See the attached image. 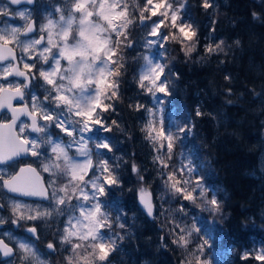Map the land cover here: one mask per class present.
Here are the masks:
<instances>
[{
	"label": "snow or ice",
	"instance_id": "6c2138e0",
	"mask_svg": "<svg viewBox=\"0 0 264 264\" xmlns=\"http://www.w3.org/2000/svg\"><path fill=\"white\" fill-rule=\"evenodd\" d=\"M33 3L34 0H5L0 4V109L10 113L6 122H0V165L22 154L30 155L50 179L48 185L43 186L37 169L28 166L14 174L0 175V189L15 196H38L47 204H28L15 196L8 197L6 202L0 203V226L10 221L19 228L22 221L66 216L60 233L61 243L71 246L66 264H103L116 248L113 236L121 240L124 237L116 233L106 236L105 230L112 232L113 220L99 197L120 181L108 160L98 159L94 163V153L88 147L85 133L97 129L111 132L112 125L118 127L116 121L109 125L103 114L115 111L114 101L120 99L121 77L126 68L124 49L134 45L131 29L137 22V14L142 26L146 21H152L148 35L157 38L146 40L145 47L159 44L164 48L171 41L178 43L184 55L191 58L197 50L199 37L184 15L187 0H143L142 4L140 0H111V3L109 0H90V3L89 0H76L74 11L80 16L75 32L72 25L76 18L71 14L67 19L62 14L59 22L49 19L47 25L37 29L31 20V12L27 7H21ZM201 6L207 10L213 4L210 0H202ZM252 15L257 18L255 12ZM153 17L160 19L152 20ZM17 18L24 23L16 24ZM57 26L59 31H54ZM162 27L168 31H161ZM37 31L47 35L35 38ZM235 43L239 45L240 41ZM222 45L223 40L215 45L208 44L205 52L209 55L222 52ZM143 59L145 64L138 74V88L157 100V93L169 95L167 65L153 63L147 55ZM61 60H67L68 67H63ZM41 79L44 92L38 94L33 82ZM12 100L20 101V106L13 105ZM130 107L153 115L152 110L142 104ZM196 115H203L199 108ZM54 129L68 137V142L65 143L59 133H54ZM143 130L146 138L152 141L154 151L160 153L153 162L159 166L165 187L183 200L196 203L200 199L205 210L219 212L220 203L215 193L209 199L199 180L193 182L191 177L195 170L190 165H182L179 169L171 167L176 141L181 134L190 133L192 126H176L174 132L163 127L157 131L154 120H149ZM72 148L84 157L82 162L69 155ZM95 149L96 155L101 149L112 151L107 138H97ZM132 171L139 173L135 164ZM139 180L143 182L144 176L140 175ZM138 192L147 215L154 217L151 191L141 187ZM74 198L76 204H73ZM77 210L78 216L74 214ZM177 211L184 213V206ZM5 212L9 215L5 216ZM119 220L117 217L116 223L124 229L125 224ZM25 231L31 238H39L37 226L27 227ZM194 231H198L195 226L187 228L173 220L168 235L172 244L187 250ZM206 243L203 241L196 251L190 252L185 264H201L200 256ZM47 249L55 252L56 245L48 243ZM250 256L264 262V249L254 255L245 252L242 259L248 260ZM17 260L20 264H45L34 243L0 230V264H15Z\"/></svg>",
	"mask_w": 264,
	"mask_h": 264
},
{
	"label": "trees",
	"instance_id": "16d2710c",
	"mask_svg": "<svg viewBox=\"0 0 264 264\" xmlns=\"http://www.w3.org/2000/svg\"><path fill=\"white\" fill-rule=\"evenodd\" d=\"M227 1L224 5L223 0H210L213 7L205 10L201 6L202 0H187L184 15L199 37L197 50L191 58L184 55L178 43L169 41L164 48L157 45L161 48L160 63L167 65L170 82V94L165 96L163 124L157 120L156 107L149 103V94L145 93L147 101L133 99L141 92L135 72L137 61L129 59L128 54L124 55L126 68L121 77L120 99L114 101V107L127 129L124 143L127 148L123 155L114 153L106 158H111L109 165L120 183L111 187L108 193L110 200L102 197L104 209L113 220L109 236L118 232L124 234L122 240L113 236L116 247H125L124 252L118 255L120 260L114 261V264H158V251L165 252L172 264H185L190 258L189 253L196 251L205 240L207 243L200 256L201 264H264L251 256L248 260L242 259L245 252L254 255L257 244L264 246L260 242L264 222L255 215L260 206L257 181L244 174L254 166L257 142L251 133L246 147L244 138L240 144L249 149L245 152L238 147L240 144L232 143L236 136L231 137L235 133L242 138L244 130L250 131L249 118H252L256 106L260 107L256 105L259 99L264 97V0ZM140 2L142 4L143 0ZM254 12L257 18H253ZM161 31L168 30L162 27ZM221 40L224 41L222 52L211 55L205 52L206 45H215ZM237 40L239 45L235 43ZM136 87L137 92L134 91ZM197 88L203 90L199 93V100L191 93ZM136 103L151 109L153 115L130 107ZM197 108L202 116L196 115ZM115 118L110 113L107 123L111 125ZM149 120H154L157 131L161 127L166 130L169 120L173 132L176 126H192L190 133L181 134L176 141L171 167L179 169L182 165H190L195 170L191 177L193 182L199 180L209 199L215 193L220 203L219 212L205 210L200 199L196 203L183 200L165 187L159 166L153 162L160 153L154 151L152 141L146 138L143 130ZM113 126L111 132L100 131L94 135L96 139L107 138L112 151L121 147L111 138ZM92 147L95 148V144ZM132 162L141 163L147 169L148 183H141L140 187H147L153 194L158 213L153 226L138 206L137 210L126 208L130 196L139 189L131 180ZM181 205L184 206V213L177 211ZM117 217L120 223L125 224L124 229L116 223ZM173 220L187 228L195 226L198 229L193 232L187 250L171 243L168 231L173 227ZM155 228L163 235L162 245L167 244V250L163 247L158 251L155 249L157 240L153 233H149ZM247 230L258 242L251 251L236 249L233 240L246 243L245 236H250Z\"/></svg>",
	"mask_w": 264,
	"mask_h": 264
},
{
	"label": "rangeland",
	"instance_id": "374dc122",
	"mask_svg": "<svg viewBox=\"0 0 264 264\" xmlns=\"http://www.w3.org/2000/svg\"><path fill=\"white\" fill-rule=\"evenodd\" d=\"M46 3H43V0H37L36 4L34 7H29L27 5H22L21 7H27V9L31 12V19L34 18L36 23H37V29L40 28V26L42 25H47L48 20L51 19L54 22H59L60 21V17L63 14V16L65 17V19L68 18V16L71 14L73 15L76 19L72 25V29L73 32H75V30L78 27V21H79V16L80 13L75 12L74 11V3L76 2V0H67L66 4L64 2H62L61 0H44ZM227 0H223V4L225 5L227 2ZM230 1V0H229ZM5 2V0H0V4H3ZM69 2L72 3V5H68L70 4ZM97 2H99V0H97ZM90 3V0H89ZM109 3H111V0H109ZM16 7V6H13ZM57 9H60L61 11H57ZM116 11H119V9H117ZM93 19H95V17H93ZM152 20H158L157 18L153 17ZM16 24H23L24 21L20 20L19 18L16 19ZM152 21H146L145 25H140L138 22V15H137V24H134V26L131 29V35H132V39L134 40V45L132 48H127L124 49V55H129V59L134 60L136 59V67H135V72H136V78L138 79V74L140 73V70L142 68V66L145 64V61L143 59V57L145 55L149 56L152 60L153 63H157V62H161V56L159 51L161 50V48H159L156 45H153L151 48L145 47V41L148 39H157L155 37H150L148 35L149 31H150V27L149 25L151 24ZM54 31H59V26H57V28ZM40 35H47L46 33H40L39 31L36 32V34H34L35 38H38ZM18 53H19V49ZM53 51H55V49H53ZM160 56V59H159ZM76 59H79V57H77ZM61 65L63 67H68V62L67 60H61ZM47 67V66H45ZM248 67V66H247ZM251 67V66H250ZM247 73V72H246ZM10 80H14V79H19V78H9ZM7 83V82H5ZM35 85V89L38 94H43L44 92V88L41 87L42 85H44V81L38 80V81H34L33 82ZM196 93L195 92L193 94L194 97H196ZM141 96H143L145 98V92L141 91L140 92ZM198 95V94H197ZM156 96L158 97V100L156 98H154L153 96L151 97L152 102L158 107V109L161 107V100L163 97H161V94H156ZM167 96V95H166ZM264 96V94H263ZM256 105H260V107L256 106L254 113L252 114V118H249L248 121V125H251V129L250 131H243L244 136L242 138H238L237 135L234 133L233 135H231V137L236 136V138L234 137V140L232 141V143H234L235 145L240 144L241 142H244V138L246 139L245 146L247 147V143H248V138L249 136H251V133L254 135L255 140L257 142V155H256V163L254 164V166L248 171V172H244V174L247 173L248 177L254 178L257 181V187H258V191L260 194V210H259V219L261 221L264 222V97H262L261 99H259V104L257 103ZM161 113L163 112V110H160ZM108 114V113H107ZM246 115V114H245ZM115 117V116H114ZM78 119V118H75ZM114 121L117 122V125H114L113 128V137L111 136V138L114 140L115 144H120L121 147L118 150H113L112 152H108L105 149H101L100 150V154L96 155L95 158V162L98 159H106L108 156L113 155L114 153L117 155L118 153L120 155H123L124 153H126V148L124 143L126 142L127 138H126V126L125 124L123 125V122L121 121L120 118L116 117L114 119ZM161 123L163 124V121L161 120ZM171 124H169V127L166 128V130H170ZM98 133H100L101 130L97 129ZM54 133H59V129H54L53 130ZM96 131V130H95ZM94 132H91V134L89 132L85 133V139L88 142V147L89 148H93L92 144H96L97 143V139L94 136ZM106 133V132H104ZM61 135V137H63V140L65 143L68 142L69 138L64 136L63 133H59ZM89 137H91V139H89ZM245 146H243L242 144L238 145V147H241L242 150H244L245 152L249 151L248 148H246ZM94 150V152L96 153V149H92ZM69 155L72 156L74 158V160L82 162L84 160L83 156H80L76 153L75 148H72L69 150ZM111 161V158H109L108 162ZM24 163H31L33 165H35L39 171L42 173V175L45 178L46 184L48 185L50 176L48 173H45L42 171L41 166L39 167L38 165H40L39 162H37L35 160L34 157H31L30 155L28 156V158L26 160H20V161H14V162H10L8 164H2L0 165V175L3 174H14L19 165L20 164H24ZM135 164L137 166V168L139 169V173L133 172V177L131 178L132 182H135V186L136 188H140V186L143 184H147V169L142 166L141 163H131V166ZM91 175V173L89 174V176ZM142 175L144 176V181L141 182L139 180V176ZM87 179V177H86ZM112 186L107 188V191L105 193V198H107V200H110V196H109V191L111 189ZM119 192H121V189H119ZM13 195L7 193L5 190L0 189V203L2 202H6L8 197H11ZM120 198V195H118ZM16 199H19L23 202H26L28 204H36V203H40V204H47L46 202H40V201H31L28 199H24L22 197H18L15 196ZM100 199V197H99ZM103 199V198H102ZM101 201V199H100ZM103 201V200H102ZM101 201V202H102ZM77 201L75 200V198L73 199V204H76ZM155 204V203H154ZM103 206V204H102ZM129 206L130 207H135V209L137 210V202L135 198L130 197L129 200ZM104 207V206H103ZM139 209V208H138ZM140 210V209H139ZM132 213V212H131ZM72 213H68V215H71ZM76 216L79 215V211L77 210L74 213ZM5 216L9 215V213L5 212L4 213ZM158 216L157 210H156V206H155V218ZM65 221H66V216H53L51 218H45L42 220H38V221H27L21 222V227H19L20 231H23V229L25 227H31L33 225L37 226V231H38V235L40 237V239H46L47 237L52 238L53 240H55L58 243H61L60 241V233L63 230V227L65 226ZM264 227V224L261 226ZM0 230H7L12 232L13 236L21 239V240H26L30 243H34L35 248L39 251L41 258L45 261V264H51V259L48 258L50 256V254L46 251L41 250V246L40 244L34 239L31 238V235L25 233V232H20L17 231L14 226L10 223V221L8 223H6L5 225H3ZM154 230H157V228H155ZM153 230V231H154ZM153 237L157 238L156 243H158V245L155 243V249L158 251V249H162L161 247H163L164 250H167V244H163V241H159L160 240V233H156L155 231L153 232ZM75 239V238H74ZM166 245V247L164 246ZM69 251H67L66 253H64L63 251H61V253L58 255V259L60 260L61 263L66 264V257H68L69 255H71V246L69 245ZM154 249V250H155ZM261 249H264V246L261 244H257V248H256V253H258ZM63 252V253H62ZM167 254L165 252L161 253L158 251L157 253V258L159 260L158 264H172V261H170L169 258H167L166 256Z\"/></svg>",
	"mask_w": 264,
	"mask_h": 264
},
{
	"label": "bare ground",
	"instance_id": "6f19581e",
	"mask_svg": "<svg viewBox=\"0 0 264 264\" xmlns=\"http://www.w3.org/2000/svg\"><path fill=\"white\" fill-rule=\"evenodd\" d=\"M134 91L135 92H137V87L136 88H134ZM195 92H197L196 93V99L197 100H199V99H201V96L199 95V93H203V90H201L200 88H197V89H194L193 91H191V93L192 94H194ZM205 92H206V89H205ZM158 94H161V97H163L162 98V100H161V107L158 109V107L152 102V100H151V97H152V95H150L149 96V98H150V102L149 103H151V104H153L155 107H156V109H157V120H160V122H161V120L162 121H164V112H165V108H166V104H165V96L166 95H164L163 93H158ZM198 94V95H197ZM133 99H140V101H147L148 100V96H146L145 95V98L143 97V96H141V94L140 95H137V98L136 97H134ZM135 100H133V102H136ZM115 108V107H114ZM163 110V112L161 113V111L160 110ZM108 113V114H107ZM110 113H112V115H113V117L115 116V117H118V118H120L119 116H117V114H116V112L115 111H109V112H106L105 113V116L107 117H109V114ZM114 117V118H115ZM169 123L171 124V122H170V120H169ZM98 130H96L95 131V133H94V135L95 134H97L98 132H97ZM124 132H126V131H124ZM127 133V132H126ZM126 136V135H125ZM94 158H96V155L94 154L93 155V159ZM257 158V157H256ZM256 161H257V159H256ZM256 161H255V163H256ZM254 163V164H255ZM246 172H248V170H246ZM91 172H89V174H90ZM246 176H247V173H246ZM145 187V186H144ZM102 197H105V194L103 195V196H100V199H101V201H102ZM131 197V199L132 198H135L136 199V202H137V200H138V195H137V190H136V192H135V194L134 195H131L130 196ZM129 200H130V198H129ZM155 203V202H154ZM102 204H103V202H102ZM137 205H138V203H137ZM126 208L127 209H130V208H135V207H130L129 206V201H128V203H127V205H126ZM138 208L140 209V207H139V205H138ZM122 210H125V209H122ZM259 210H260V206H258L257 207V209H256V216L258 217V219H259ZM140 211H141V209H140ZM148 218V220H149V222H151V226H153L155 223H154V219L155 218H153V219H150L149 217H147ZM152 230L153 229H151L150 231H149V233L151 234V233H153L154 231L156 232V233H160V232H158L157 230H154L153 232H152ZM248 231V230H247ZM25 233H27L26 231H24ZM106 232V236H109V232H107V231H105ZM118 232V231H117ZM248 233H250L249 231H248ZM262 235H263V239L260 241V242H263L264 243V227H263V230H262ZM27 234H29V235H31L30 233H27ZM118 235L119 236H123L124 237V234L122 233V232H118ZM163 237V235L160 233V240L161 241H163L161 238ZM246 238H247V240H246V243H238V241L239 240H237V239H234L233 240V246L236 248V249H239V248H241V249H245V250H247V251H251L252 249H253V247L255 246V244L258 242V240L256 239V238H254V235H252L251 233H250V236L249 237H247V236H245ZM155 238V237H154ZM156 240H157V238H155ZM159 240V241H160ZM48 243H54L55 245H56V251L55 252H51L50 250H48L47 249V244ZM41 247V250H43V251H46V252H48L49 254H50V256L48 257V258H50L51 260V262H52V260L56 257V256H58L60 253H61V251H63L64 253H66L67 251H69L70 249H69V245H67V244H62V243H58V242H56L55 240H53L52 238H50V237H47L46 239H44V241H43V244L42 245H40ZM124 249H125V247L124 246H117L116 248H115V250L114 251H112L111 253H110V255H109V257H108V260L106 261V262H103V264H114V261H116V260H120V257L118 256L119 255V253H121V252H124ZM256 249V248H255ZM254 249V250H255ZM62 252V253H63ZM18 264H20V263H18Z\"/></svg>",
	"mask_w": 264,
	"mask_h": 264
},
{
	"label": "water",
	"instance_id": "95a60500",
	"mask_svg": "<svg viewBox=\"0 0 264 264\" xmlns=\"http://www.w3.org/2000/svg\"><path fill=\"white\" fill-rule=\"evenodd\" d=\"M33 4H34V3H33ZM33 4H32V5H33ZM31 20L34 21V19H31ZM34 22H35V21H34ZM15 101H18V100H12V104H13ZM1 110H3V109H0V111H1ZM4 131L7 132V129H4ZM25 156H27V155L22 154L21 156L14 158V160L17 159V158H20V157H25ZM9 162H10V161H9ZM28 166L34 167V166H32V165L26 164V165L20 166L19 169H20V168H26V167H28ZM34 168H36V167H34ZM19 169L17 170V172L19 171ZM36 169H37V168H36ZM37 172L40 174V183H41L43 186L46 187V185H45V181H44V178H43L42 174H41L38 170H37ZM140 188H141V187H140ZM140 188H139V189H140ZM145 188H147V187H145ZM139 189H138V190H139ZM147 189H148V188H147ZM138 190H137V195H138L137 203H138V205H139L141 211L144 213V215L147 216V217H149V216L147 215L146 211L144 210L143 206H142L141 203H140L139 192H138ZM151 193H152V192H151ZM10 194H12V193H10ZM12 195H15V194H12ZM22 197H23V196H22ZM25 198H27V199H40V200H42V199H41L40 197H38V196H36V197H25ZM152 199H153V203H154L153 194H152ZM154 205H155V204H154ZM149 218H150V219L155 218V211H154V217H149Z\"/></svg>",
	"mask_w": 264,
	"mask_h": 264
},
{
	"label": "flooded vegetation",
	"instance_id": "af4514ba",
	"mask_svg": "<svg viewBox=\"0 0 264 264\" xmlns=\"http://www.w3.org/2000/svg\"><path fill=\"white\" fill-rule=\"evenodd\" d=\"M55 1H56V0H55ZM61 1L64 2V3L66 4V1H67V0H61ZM43 3L45 4L46 2L43 0ZM69 3H70V4H68V5L71 6L72 3H71V2H69ZM4 225H5V224H4ZM25 229H26V227L23 229V231H20L19 228H16V230H17V231H20V232H24ZM38 236H39V235H38ZM36 241H37L40 245H42L44 239L41 240L40 237H39L38 239H36ZM18 263H20L19 260H17V261L15 262V264H18ZM51 264H64V263H61L60 260L58 259V256H56V257L52 260Z\"/></svg>",
	"mask_w": 264,
	"mask_h": 264
}]
</instances>
